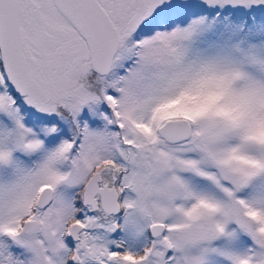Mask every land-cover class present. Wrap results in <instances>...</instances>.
<instances>
[{
	"label": "snow or ice",
	"instance_id": "1",
	"mask_svg": "<svg viewBox=\"0 0 264 264\" xmlns=\"http://www.w3.org/2000/svg\"><path fill=\"white\" fill-rule=\"evenodd\" d=\"M0 264H264V0H0Z\"/></svg>",
	"mask_w": 264,
	"mask_h": 264
}]
</instances>
